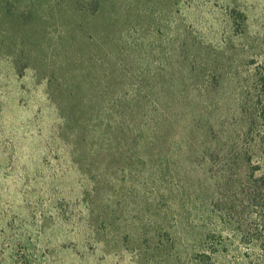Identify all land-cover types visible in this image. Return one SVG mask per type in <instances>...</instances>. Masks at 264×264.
<instances>
[{
	"label": "rangeland",
	"instance_id": "1",
	"mask_svg": "<svg viewBox=\"0 0 264 264\" xmlns=\"http://www.w3.org/2000/svg\"><path fill=\"white\" fill-rule=\"evenodd\" d=\"M263 143L264 0H0V264H235Z\"/></svg>",
	"mask_w": 264,
	"mask_h": 264
},
{
	"label": "trees",
	"instance_id": "2",
	"mask_svg": "<svg viewBox=\"0 0 264 264\" xmlns=\"http://www.w3.org/2000/svg\"><path fill=\"white\" fill-rule=\"evenodd\" d=\"M264 145V143H263ZM219 188V187H218ZM257 193L253 196L254 204H247L245 207L244 219L238 222V228L234 231L236 238H239L238 244L242 243L247 246V249H257L259 252L251 254L248 250L243 254L241 253L235 264H264V176L261 177L259 183L256 186ZM247 200H252L251 196L247 197ZM253 206L257 209V220L254 221L251 213H246L248 207ZM221 213L218 215V224L224 231L227 228H232L235 221H232V217L224 211L219 210ZM236 224V222H235ZM226 229V230H225ZM212 237L220 238L219 244L215 245L211 250H203L200 252L199 264H227V242L223 241V232H217L214 230ZM255 246V247H253ZM253 247V248H252ZM238 249V247H237Z\"/></svg>",
	"mask_w": 264,
	"mask_h": 264
}]
</instances>
